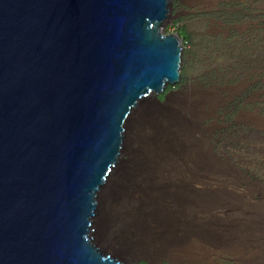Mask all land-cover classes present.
Wrapping results in <instances>:
<instances>
[{
  "label": "water",
  "instance_id": "1",
  "mask_svg": "<svg viewBox=\"0 0 264 264\" xmlns=\"http://www.w3.org/2000/svg\"><path fill=\"white\" fill-rule=\"evenodd\" d=\"M166 0H0V264H119L93 199L137 99L179 80Z\"/></svg>",
  "mask_w": 264,
  "mask_h": 264
},
{
  "label": "bare ground",
  "instance_id": "2",
  "mask_svg": "<svg viewBox=\"0 0 264 264\" xmlns=\"http://www.w3.org/2000/svg\"><path fill=\"white\" fill-rule=\"evenodd\" d=\"M166 2L165 9L169 10L167 17L155 23L158 33L163 36L170 35L163 33V27L173 11V0ZM216 22L229 30L239 24L236 19L229 24L226 21ZM247 22L250 24L253 21L249 19ZM171 35L178 39L182 48L179 80L172 83L165 78L162 91L152 89L149 94L137 99L136 106H130V112L123 121L122 128L125 130L120 132V137H124L118 159L109 165L110 170L98 189H92L97 194L93 197V203L97 205L93 210L95 215L88 216L91 223L88 229L92 231L86 232L87 242L95 250L99 249L96 252H101L102 258L110 256V260L119 264L129 263L107 255L94 242L95 217L96 234L110 250L121 255L150 256L156 260L167 257L173 264H183L186 260L193 264L209 263L219 248L224 251L234 248L242 254V241L251 238L264 240V225L261 227L254 221L253 225L243 227L234 224L232 239L237 242L235 245L217 243L223 239L226 222H236L234 214L231 217L221 216L219 209L228 207L236 211L240 205L233 196L214 190L210 180L217 168L214 157L216 161L230 164L245 173L230 155L222 156L214 152V145L205 131L206 128L212 130V127L203 125L205 106L198 102L190 103L189 107L188 104L184 107L175 104L171 108L162 106L153 115L146 113L156 104L154 94H162L169 85L175 86L182 80L185 40L178 33ZM249 94L252 97L264 96V79L253 81ZM260 104H264V98ZM187 112L193 114L191 120L185 118ZM243 113L254 114L253 120L264 124L263 107ZM134 144L137 146L134 147ZM123 154H128L130 158L123 160ZM256 182L262 183L259 179ZM191 238L202 243H187Z\"/></svg>",
  "mask_w": 264,
  "mask_h": 264
},
{
  "label": "rangeland",
  "instance_id": "3",
  "mask_svg": "<svg viewBox=\"0 0 264 264\" xmlns=\"http://www.w3.org/2000/svg\"><path fill=\"white\" fill-rule=\"evenodd\" d=\"M171 8L172 16L163 27V33L188 36L182 80L175 86L169 85L164 93L154 94L156 104L146 113L153 115L162 106L171 108L175 104L183 107L188 104L189 107L190 103L198 102L205 106L203 125L212 127L205 131L214 145V152L230 155L245 173L214 157L217 168L210 176L214 190L233 196L240 205L236 211L228 207L219 209L221 216L234 214L236 222H226L223 239L217 243L235 245L237 242L232 239L234 224L243 227L255 221L261 227L264 225V124L253 120L254 114L243 113L264 108V104H260L264 96L249 94L252 82L264 79V0H173ZM233 19L239 21L233 30L216 22L229 24ZM249 19L253 21L250 24ZM192 115L187 112L185 118L191 120ZM121 157L123 160L130 158L128 154ZM258 179L262 183L256 182ZM237 213L244 215L235 216ZM95 220L96 217L92 233L94 242L107 255L129 264H173L167 257L156 260L145 255L117 254L98 238ZM187 243L202 242L191 238ZM242 243V254L234 248L229 251L219 248L211 262L199 264H264V240L251 238ZM183 264L193 263L186 260Z\"/></svg>",
  "mask_w": 264,
  "mask_h": 264
},
{
  "label": "trees",
  "instance_id": "4",
  "mask_svg": "<svg viewBox=\"0 0 264 264\" xmlns=\"http://www.w3.org/2000/svg\"><path fill=\"white\" fill-rule=\"evenodd\" d=\"M183 38H184V37H183ZM184 39H185V41H187V40H188V36H187V35H185V38H184Z\"/></svg>",
  "mask_w": 264,
  "mask_h": 264
}]
</instances>
